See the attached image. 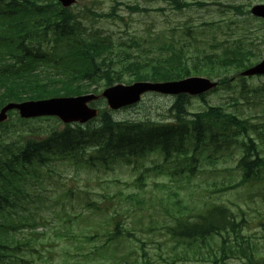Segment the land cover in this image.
<instances>
[{
    "label": "trees",
    "instance_id": "obj_1",
    "mask_svg": "<svg viewBox=\"0 0 264 264\" xmlns=\"http://www.w3.org/2000/svg\"><path fill=\"white\" fill-rule=\"evenodd\" d=\"M171 4L175 9L180 4L189 6L178 0H171ZM127 8L141 10L136 5ZM83 19L78 13L61 8L56 0H0V107L8 101L98 92L118 82L218 76L220 71L232 70L233 78L227 74L219 78L220 85L230 89L233 79H245L238 72L251 65L257 53L237 38L223 46L220 53H194L188 58V43L177 37L161 43L158 54L148 56L146 50L153 47L149 40L133 35L128 46L122 48L125 42H116L98 29L87 28ZM188 99L186 95L176 96L170 107L172 120L165 122L116 120L104 108L95 121L86 125L29 128L14 139L15 118L1 123L0 261L21 251L24 245L30 247L29 242L16 237L20 224H29L28 217L20 215L19 210L24 209L19 207L23 197L19 185L27 177L44 175L59 159L87 168L108 169L116 163L138 162L160 151L165 159L184 157L188 169H192L208 152L215 157L222 152L228 156L239 152L236 167L242 172L241 179L222 190L260 184L264 159L259 155L257 140L264 141V122H251L222 106L209 105L200 112L189 113ZM175 204L179 206L168 210L170 222L165 228L178 244L173 249L176 258L199 257L211 264H230L227 258L235 256L241 258L242 264H264L262 251L242 232L246 221L243 211L237 221L223 204ZM109 225L111 240L124 235L119 220L112 219Z\"/></svg>",
    "mask_w": 264,
    "mask_h": 264
},
{
    "label": "rangeland",
    "instance_id": "obj_2",
    "mask_svg": "<svg viewBox=\"0 0 264 264\" xmlns=\"http://www.w3.org/2000/svg\"><path fill=\"white\" fill-rule=\"evenodd\" d=\"M179 1L203 2V5L181 6L177 10L172 7L171 0H78L71 9L81 10L84 17L89 10L107 15L112 12L110 16L96 17L93 26H101L104 32L120 42L128 41L131 35L149 40L153 47L146 50L148 56L158 54L161 43L177 37L185 38L188 43V58L194 53H220L223 45L244 29L243 25L252 26V32L245 34L257 47L253 59L264 58L263 21L228 8V5H241L245 11L264 0ZM126 5H136L141 10L130 12ZM223 74L231 76L233 71H220L218 76H200L218 80ZM174 99L171 95L146 93L138 103L115 110L112 115L116 120L170 121ZM187 102L189 113L202 111L206 105H221L227 112L249 118L251 122H264V75L248 77L245 82L235 80L230 89L219 88L207 93L204 99L191 96ZM98 106L104 107L105 101L100 99ZM53 125L61 127L63 124L53 118L33 120L29 124L45 128ZM17 129L27 131V127ZM258 148L264 157V143H259ZM235 163L234 157L221 158L215 164L205 163L189 175L186 167L175 158L164 163L157 153L136 166L118 163L108 171L101 167L88 169L67 161L59 162L47 174L33 179L26 187L23 185L26 195L22 201H28L27 209L20 212L33 217L36 223L32 228L34 250L21 252L15 259L8 258L6 264H97L102 261L111 264L134 258L136 264H142L143 252L150 264H169L172 248L177 244L165 225L170 222L168 210H175L176 201H182V205L189 203L190 207H198L203 201H220L235 214H238L239 205L247 220L244 233L255 241L264 255V182L251 188L240 186L226 192L218 191L220 186L239 180V172L233 170ZM87 200L98 203L101 209L86 207ZM115 210L119 216L115 215ZM115 218L130 235L101 255L95 246L104 239L103 235L88 241L84 234L95 229L103 234ZM32 230L24 227L17 238H30ZM141 241L144 249L140 248ZM230 262L240 264L238 260ZM174 263L209 264L184 257L176 258Z\"/></svg>",
    "mask_w": 264,
    "mask_h": 264
},
{
    "label": "water",
    "instance_id": "obj_3",
    "mask_svg": "<svg viewBox=\"0 0 264 264\" xmlns=\"http://www.w3.org/2000/svg\"><path fill=\"white\" fill-rule=\"evenodd\" d=\"M64 5H69L74 0H60ZM251 12L264 17V5H255ZM264 73V59L255 66L242 72V75H254ZM216 82H211L205 77H188L182 80L168 82H135L132 85L118 84L106 88L102 95L108 100L111 108L117 109L123 105L131 104L140 99V95L146 91H157L165 94H201L212 89ZM96 96L89 94L68 98H51L40 101H29L21 104H7L0 111V121L5 119V112L11 108H18L24 117L52 114L59 116L64 122H84L96 115L94 109L87 106V102Z\"/></svg>",
    "mask_w": 264,
    "mask_h": 264
}]
</instances>
